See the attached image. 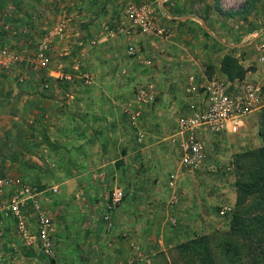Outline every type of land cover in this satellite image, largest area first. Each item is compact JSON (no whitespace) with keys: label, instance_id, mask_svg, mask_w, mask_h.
Listing matches in <instances>:
<instances>
[{"label":"rangeland","instance_id":"1","mask_svg":"<svg viewBox=\"0 0 264 264\" xmlns=\"http://www.w3.org/2000/svg\"><path fill=\"white\" fill-rule=\"evenodd\" d=\"M91 1L93 5L82 11L78 5L85 0H0V46L10 48L16 57L8 67L0 66V264H129L126 259L135 254L145 258V242L154 245L157 255L155 261L146 259L147 264H170L177 244L205 233L213 251L219 252L220 259L226 262L219 250L225 249L224 242L242 245L241 239L228 238L237 192L233 158L231 161L227 156L258 148V134L248 131L241 136L242 131L222 139H206L208 160L195 172L184 171L187 178L182 181L183 186L175 188L180 197L176 201L172 193L165 195L146 180L142 184L134 181L137 174L147 175L145 166L134 168L131 175L119 171L123 166L101 167L100 152L89 151L87 142L107 138L109 158L118 157L121 147L116 146L115 135H106L118 124L111 125L115 120L112 116L109 126L101 127L104 132L100 136H89L82 129L83 118L85 113L91 114L90 110L92 114L107 110L124 124L134 141L144 143L135 136L134 121L141 127L158 125L161 130L165 125L162 120L152 123L143 119L140 123L139 118L133 117L130 108L138 87L147 82H154L161 89L168 82L175 84L178 76L171 75L170 82L168 73L173 66L186 69L182 62L187 61L178 63L174 58L182 49L190 54L189 63L201 68L199 76L205 73L201 80L221 75L225 54L237 53V47L230 49L231 45L225 44L247 42L251 34L263 32L264 0L164 1L171 13L190 16L186 20L168 18L157 0ZM42 2L46 3L45 8ZM142 2L156 7L155 22L166 29L167 35H147L128 20L127 8ZM228 12L234 14L227 15ZM56 29L59 33L42 50L40 40ZM131 44L137 46L135 56L127 52ZM255 50L258 52L257 45ZM240 55L243 56L241 52ZM248 67L255 69L254 65ZM254 81L264 82L260 78ZM161 103L158 101L157 105ZM263 111L264 107L257 112L259 118ZM167 119L170 122V117ZM94 124H101L97 117ZM169 131L168 127L165 136ZM171 139L173 142L174 137ZM164 149L174 156L168 157L169 172L175 169L172 160L177 163L178 150L174 144H167ZM18 185H29L39 192L40 208L53 218V255H47L34 240L26 243L19 234L17 216L5 208L12 196L21 191ZM203 187L205 192L213 193V198L202 212L190 214L188 209L180 208L183 203H192L193 193L196 195ZM149 188L171 212L157 211L149 217L150 228L146 231L119 227L118 208L122 205L125 220V210L136 206V200L124 196L113 207L114 191L121 189L128 195ZM256 201L251 198L244 204L252 214L262 210ZM32 203L24 215L34 231ZM175 208L181 214L173 213ZM158 237L163 240L162 245Z\"/></svg>","mask_w":264,"mask_h":264},{"label":"crops","instance_id":"2","mask_svg":"<svg viewBox=\"0 0 264 264\" xmlns=\"http://www.w3.org/2000/svg\"><path fill=\"white\" fill-rule=\"evenodd\" d=\"M157 1H159L161 7H163V9L166 10L168 18L186 20L188 17H190L188 15L177 16L174 13H171L169 6L165 5V2H164L167 0H157ZM41 5L43 6V8H45L46 3L42 2ZM91 5H93L91 0L89 1L85 0L83 4L81 3L78 6L79 8L80 7L83 8L82 11H86L87 8L90 7ZM212 15H216V14L213 12ZM74 19H75V16H74ZM68 20H71V17L70 18L68 17ZM91 27H93V25H91ZM259 43H264V32L262 35L258 36L257 38L255 37V34L254 35L251 34L247 42H239L236 44H233V43L225 44L226 46L231 45V46H228L230 49L237 47L235 49V51H237L236 56H241L240 52L241 54H243L240 60L243 62V64L246 67L254 65L255 69L254 70L250 69L246 74V78L249 80H256L260 78L264 81V69L261 68L263 67V65H261V63L258 61V54H257L258 52H256L255 50V45H258ZM245 50L247 51L246 53L243 52ZM177 53H178L177 56L174 57V58L177 57L176 61L177 62L187 61V62H182L183 64L185 63V65L187 66H186V69H184V67H182L181 69L180 68L175 69L173 68L174 66L170 68V71L168 73L170 75V82L173 78V76L171 77V75H174L175 78H177L176 76H178L179 78L178 80L176 79L177 81L175 82V84L174 83L170 84L168 82V84H163L162 89L160 88V86L158 88V85H157V98H158L157 101H155L153 104L143 105L140 107L137 103L134 102V99H133L132 103L134 105H133V108H130V109H137L139 107L141 109V114L140 116L137 117L140 119V123L143 119L150 120V122L152 123L154 121L162 120L163 124L165 125V128L163 130H161V128L158 125L156 127L152 126L153 128L149 125H147L148 127L147 126L141 127V125L139 126L138 121L137 122L134 121V126L136 127L135 128L136 130L134 129L136 133L135 136H138L139 139L142 140L140 142H144V143L139 144L137 139H136L137 142L134 141L133 137L130 136L128 132L125 131L124 124L121 121L119 122V119L116 118V116L112 114L111 112L109 111L107 112V110L106 111L96 110L98 113L94 112L93 114H92V111L90 110L91 114L89 116L86 115L85 113L84 118H83L85 120V124L82 126V129L87 135L89 136L99 135L100 136L101 134L100 132H104L103 131L104 129L102 130L101 127L106 128L107 124L109 126L112 116L115 117V120L111 121V125L113 123L115 125L118 124V126L115 127V130L113 129V132H111L110 134H106V133L105 134L108 135L109 137L115 135L113 136L114 141H115L116 146L121 147V154H119L118 157L116 158H112V159L109 158L110 155L108 154V152H110V148L106 141L107 138H102V137L101 138L99 137V139H96L95 142H92V141L87 142L89 151L91 149H95L100 152L99 159H100V164H102L100 165L101 167H106L109 164L116 165V168H120L121 166H123L120 168L119 171L127 175H131L134 168L137 169L140 166L147 167L148 169H147L146 176L137 174L136 175L137 178H135V180L133 178V180L134 181L137 180L141 184L146 180V183L148 185H151V187H156L157 191H158V188H160L161 191H163L165 195L168 194L170 196L172 193V197L173 196L176 197V201L179 200L180 197L176 196L174 192L175 188L181 187V185L183 186L184 184L182 183V181L185 182V179L187 178V176L184 175L186 172L180 169L178 142L175 141V138H174V141L172 142L171 137L173 136L175 132V122H176L177 116L179 114L186 113L188 111V107L190 103L192 102L198 103L201 99L200 96H196V95L189 94L188 92H186V86L189 84L190 76L195 75L196 80L198 82H204V80L208 78L207 76H205V78L201 80L202 77L205 75V73H202V77H200L199 76L200 74L198 73H200L201 68H195L193 67L194 64L189 63L192 58L190 54L187 52V49L178 50ZM176 67H179V66L177 65ZM220 74L222 75L221 72ZM261 83L264 84V82H261ZM174 85H175V89L171 90ZM102 100H105V98H103ZM158 101H161L162 103L160 105H157ZM172 109L174 110V112ZM94 117H97L98 120L101 122V124H99L98 127L97 126L95 127ZM168 117H170L169 119L170 122H168V119H167ZM103 122H104V125L102 124ZM260 126H261L260 118L258 114L255 113V114L250 115L246 119L245 125L240 129L239 132L244 131V133L241 134V136L244 134H247L248 131L255 132L256 134H258L259 146H261V145H264V135L260 134ZM168 127L170 128L171 131H169L167 136H165L166 135L165 131L168 129ZM96 128H99L100 131H97ZM234 134L236 133L227 132V133H223V134L215 135V136H218L219 138L222 139V137L225 138V136L227 137L230 135L234 136ZM106 135L104 136L107 137ZM163 141L167 142V144L169 145L174 144L175 147L177 148L176 151L178 150V153L176 154L177 159H178L177 163H175V160H172L174 161L173 164L175 166V169L173 170L171 169L169 172L168 170L166 171V168L168 167V157H171L173 155L170 154L169 156L168 154H166L167 151H165L164 146L166 147L167 144H165ZM117 151L120 152V150H117ZM227 157L229 159L231 158L230 160L232 161L233 154L231 153ZM116 162H118V164H116ZM124 165H125V168H124ZM127 168L130 169V172H128ZM176 171L178 174L179 183L177 180V182H175L174 185H171L170 180H169V175L172 172H176ZM201 176H199V178ZM199 178H197L196 181L200 182ZM169 185L171 186V188L169 187ZM208 186L209 185H207V187ZM125 189H126L125 194H127L128 190L127 188ZM129 194L130 193L128 192V195H125V199H126V196H129V199L136 200V203H135L136 206H134L133 208H129V210H125V212L128 211L127 214L125 213V220L122 217L123 216L122 205L120 208H118L117 221L119 224L118 223L117 224L119 225V227L122 225V228L125 227L126 229H130V230L141 229V230L146 231L150 228L149 217H152L153 214H157V211H161L163 214L165 213V211L168 212L169 210V208H166L165 210V207L161 203V200H157L159 197H157V195L155 194V192L151 190V188L147 190L140 189L138 193L136 192L135 194L134 193L133 194L131 193L130 195ZM212 194L213 193L209 191L205 192V188L203 187L201 188V192L197 191L196 195H194L193 193L192 203L191 202H186L185 204L183 203L184 205L182 204L180 208L185 209V211L186 209H188L190 214L192 213L190 211H193L194 214L200 213L204 210V206L206 207L207 205H209V201L211 202V199L213 198ZM102 197H105V194H102ZM178 209L179 208H175V210L172 212L173 213L180 212L181 214V211H178ZM169 211L171 212V210ZM124 221H126L127 223L126 225ZM185 227L186 229H189L188 228L189 226H185ZM158 238H159L158 241L162 245V243H164L163 240L160 237ZM156 241L157 240L155 239V242ZM145 243L147 245L143 244L144 248H142L143 254H145V258L149 259L150 262H152L153 260L155 261L157 255L155 252L156 250L154 249V245L152 246V244H148L147 242ZM156 246L158 245L156 244ZM133 252H134V249H133ZM133 256L137 257L139 256V254H135Z\"/></svg>","mask_w":264,"mask_h":264},{"label":"built area","instance_id":"3","mask_svg":"<svg viewBox=\"0 0 264 264\" xmlns=\"http://www.w3.org/2000/svg\"><path fill=\"white\" fill-rule=\"evenodd\" d=\"M156 7L153 4L142 2L133 3L127 8L128 20L134 26H138L142 33L147 35H167L166 29L159 27L155 22ZM128 31V29H127ZM264 32V30H263ZM255 33V37L262 35ZM59 33V30H50L48 35L40 40V48L43 50L48 46L50 38ZM254 35V34H253ZM259 62L264 69V43H259ZM128 54L135 56L138 52L137 46L131 44L127 50ZM16 60L14 52L0 46V66L8 67ZM186 92L200 96V101L189 104L186 113L179 114L175 122V141L178 142L180 169L182 171L195 172L208 160L206 139L210 136L223 133H237L245 125L246 119L264 106V84L249 80L232 81L223 75H214L198 82L195 75H191ZM157 98V88L154 82H147L138 87L134 95V102L140 107L153 104ZM134 118L141 114V109H131ZM230 168V167H229ZM178 180V174L170 175V184L174 185ZM11 185V183H9ZM21 191L15 193L5 208L11 209L18 218V231L26 243L33 240L41 245L47 255H53L54 243L53 218L45 213L39 205V192L34 191L29 185H18ZM124 192L116 189L112 196L113 207L120 204L124 199ZM33 202V203H32ZM34 205L33 231L24 215L29 205ZM112 223L108 225L112 228ZM3 232V230H0ZM1 232V233H2ZM146 259V258H145ZM144 258H129V264H147Z\"/></svg>","mask_w":264,"mask_h":264},{"label":"trees","instance_id":"4","mask_svg":"<svg viewBox=\"0 0 264 264\" xmlns=\"http://www.w3.org/2000/svg\"><path fill=\"white\" fill-rule=\"evenodd\" d=\"M251 0H248L250 2ZM251 3V2H250ZM227 15L234 13L228 12ZM251 68L232 54H225L220 70L228 79L242 80ZM260 134L264 135V111L260 116ZM236 170L235 187L237 192L236 209L233 212L228 231L229 239L239 238L242 247L224 242L221 253L227 258L220 259L219 252L211 247L208 234L190 238L177 244L170 264H263L264 262V145L255 149L237 152L233 155ZM255 198L262 210L252 212L244 207ZM254 200V199H253ZM255 205V204H254Z\"/></svg>","mask_w":264,"mask_h":264}]
</instances>
